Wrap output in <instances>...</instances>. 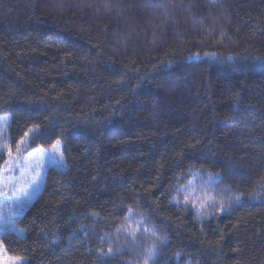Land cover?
Returning a JSON list of instances; mask_svg holds the SVG:
<instances>
[{"label": "trees", "instance_id": "obj_1", "mask_svg": "<svg viewBox=\"0 0 264 264\" xmlns=\"http://www.w3.org/2000/svg\"><path fill=\"white\" fill-rule=\"evenodd\" d=\"M4 116L13 149L38 126L29 148L59 138L66 160L2 237L10 256L102 264L97 236L114 240L132 206L166 237L156 264H264V200L249 198L264 184V0H0ZM192 167L244 199L211 215L170 202ZM118 244L103 264H143Z\"/></svg>", "mask_w": 264, "mask_h": 264}, {"label": "snow or ice", "instance_id": "obj_2", "mask_svg": "<svg viewBox=\"0 0 264 264\" xmlns=\"http://www.w3.org/2000/svg\"><path fill=\"white\" fill-rule=\"evenodd\" d=\"M212 55L214 56L215 53ZM227 59L232 60L233 57L229 56ZM8 127L7 118H0V152H6L8 156V159L4 160L3 165H0V222L3 224V227L0 228V233L15 228L16 219L12 206L15 205L20 210H23L32 200L39 188L45 159L48 163L58 167H64L66 164L64 152L61 150L63 141L58 138L51 145V151L42 148L34 150V153L40 159L20 169V176L23 179V183H20L12 173L20 167L18 160L21 155V146L25 141L21 139L17 142L15 152H13L12 147L7 142L6 130ZM37 130L38 126L37 129H29L25 133V137ZM32 155V153L29 154V156ZM6 173L7 176L5 175ZM205 174L203 168L195 169L194 167L189 168L187 173L181 174L185 176L186 183H182L175 188V195L172 196V201L170 202H175L177 206H180L181 203L185 207L191 205L196 209L198 215H211L208 212L209 209H217L223 213L231 209L233 205H238L242 202L245 193L234 191L231 187H220V185L224 184V177L221 173H208L207 179H204ZM188 177L191 178L189 179ZM197 179L200 181L199 184L196 183ZM14 181L16 182L14 183ZM254 187H258L259 190L250 193L249 198L252 200H264V184ZM3 206L8 208L7 217L3 211ZM91 215L94 218H98L100 214L93 212ZM115 235V241L106 232L97 236V241L101 247L97 249L96 255L101 259L102 264L105 258L110 261L111 258L122 254V249L117 243L121 235L125 237L126 242L131 243L132 250L143 248L140 253L143 264H156L158 245L166 240L165 236L158 235L155 225L149 224L148 217L132 206L127 207L123 217V225L117 227ZM140 237L148 238L151 242L145 244L141 242ZM105 244L109 245L107 250L103 247ZM177 256H179V253H177ZM19 264H24V261L20 260Z\"/></svg>", "mask_w": 264, "mask_h": 264}, {"label": "rangeland", "instance_id": "obj_3", "mask_svg": "<svg viewBox=\"0 0 264 264\" xmlns=\"http://www.w3.org/2000/svg\"><path fill=\"white\" fill-rule=\"evenodd\" d=\"M0 118H7V121H8V123H9V127H10V118H9V117L4 116V117H0ZM9 127H8L7 130H6V135H7V137H8V140H9ZM31 135H32V133H30V134L24 139L25 143L21 146V155H20L19 160H18V164L20 165V167H18V168L12 173V175H13L14 177H16L17 180H18L20 183H23V179H22L21 176H20V169H21L22 167H26V166H28L29 164L33 163L35 160L40 159V157L34 153V150H31V149L29 148V146H30V141H31ZM7 142H9V141H7ZM39 149H41V148H39ZM42 149H44V148H42ZM12 150H13V152H15V149L12 148ZM46 150L51 151V147L48 148V149H46ZM61 150L63 151V145H62V149H61ZM1 153L5 155V160L8 159V156H7V153H6V152H0V154H1ZM30 153H32L33 155H32V156H29ZM1 159H2V157L0 156V165H3V162H4V161L2 162ZM50 168H56V169L63 170V169H65V166H64V167L54 166V165H52L51 163H48L47 160L45 159V165H44L43 170H42V172H41V177H42V178H41V180H40V182H39V188L37 189V191H36L35 195L33 196L32 200L27 204L26 207L23 208V210H20V209L17 208L15 205L12 206V211L15 213L16 225H15V228H14V229H12V230H10V231H7V232H2V233H0V264H19L20 260H23L22 258L12 257V256H10V255L7 253V251H6L5 247H4V245L2 244V237H3L4 235H6L7 233H12V232H13V233H17V234H21V233H22V231L19 229V227H18V225H17V221H18V219L23 215V213L25 212V210H27V209L31 206V204L36 200V198L38 197V195L41 193V191H42V189H43V185H44V181H45L46 173H47V171H48ZM5 175L7 176V173H6ZM204 179H207V176H204ZM15 182H16V181H14V183H15ZM196 183H197V184L200 183L199 179L196 180ZM10 187H11V185H10ZM3 211H4V213H5V216L7 217V214H8V208H7V206H3ZM210 211H212V212H214V213H215V212H219L217 209H209L208 212H210ZM2 227H3V224H2V222H0V228H2ZM115 240H116V235H115V237H114V241H115ZM140 240H141V242H143V243H145V244L151 242L150 239L145 238V237H140ZM120 241H125V237H124L123 235H121V236L119 237L117 243H119ZM129 243H130V242H129ZM138 250H139L140 252H142V251H143V248H138ZM139 255H140V254H139ZM140 259H141V258H140ZM23 261H24V264H25V260H23ZM141 263H143L142 259H141Z\"/></svg>", "mask_w": 264, "mask_h": 264}]
</instances>
